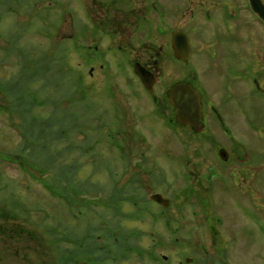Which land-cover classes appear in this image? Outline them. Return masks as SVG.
<instances>
[{
	"label": "rangeland",
	"instance_id": "1",
	"mask_svg": "<svg viewBox=\"0 0 264 264\" xmlns=\"http://www.w3.org/2000/svg\"><path fill=\"white\" fill-rule=\"evenodd\" d=\"M52 1L58 4L0 0V209L7 216H0V264H62V255L81 248L88 232L105 242L104 231L96 229L101 224L130 233L124 244L161 256L155 261L136 252L120 264H183L187 257L194 260L188 264H264L263 193L253 197L255 220L246 207L234 203V194L218 188L202 195L213 201L210 208H179L175 202L163 211L151 199L161 193L177 201L175 191L185 177L181 155L189 147L188 152L196 153L198 140L186 146L177 131L172 142L176 152L166 146L157 151L161 170L155 169V178L142 176L137 191L129 185L130 172L119 150L104 140L97 142L110 137L116 127L118 111L106 95L111 87L122 90L123 82L99 83L86 71L84 78L76 79L73 38L67 36L72 33L71 0ZM95 116H100L96 125ZM147 167L155 168L152 163ZM131 193L135 204L129 202ZM191 200L198 201L197 195ZM161 212L177 220L172 226L179 228L177 233L172 234L163 220L156 221L153 213ZM137 213L140 220L134 219ZM208 223L216 224L219 234ZM26 228L45 240L44 247ZM71 237L80 238L77 246ZM87 253H80L77 264H95Z\"/></svg>",
	"mask_w": 264,
	"mask_h": 264
},
{
	"label": "flooded vegetation",
	"instance_id": "2",
	"mask_svg": "<svg viewBox=\"0 0 264 264\" xmlns=\"http://www.w3.org/2000/svg\"><path fill=\"white\" fill-rule=\"evenodd\" d=\"M71 5L67 36L73 38L76 79L87 72L99 83L123 82L122 90L111 87L106 95L118 111L116 127L97 142L119 150L129 185L137 191L142 176L160 172L157 151L166 146L176 152L172 142L179 131L183 143L199 142L196 153L189 147L181 155L184 184L174 196L180 202L162 194L167 210L175 202L179 208H210L213 201L202 195L218 188L234 194V203L255 220L253 197L264 194V0H71ZM182 81L202 95L198 131L177 123L168 97ZM92 123L99 124L100 116ZM132 195L129 202L135 204ZM196 195L198 201H192ZM209 225L219 234L216 224Z\"/></svg>",
	"mask_w": 264,
	"mask_h": 264
},
{
	"label": "trees",
	"instance_id": "3",
	"mask_svg": "<svg viewBox=\"0 0 264 264\" xmlns=\"http://www.w3.org/2000/svg\"><path fill=\"white\" fill-rule=\"evenodd\" d=\"M45 186H46V188L51 189V188H49V186L47 184H45ZM51 191L53 192L52 189H51ZM143 210L145 211L146 214L151 212V210H148V209H143ZM163 211H167V210H163ZM117 212L119 215H122V212H119V211H117ZM138 213H139V211H138ZM2 214H3V216H1ZM5 215L6 214L3 211V208L0 209V216L3 218H6L7 216L5 217ZM153 216H155L156 221L163 220L165 225L168 228H170V230H172V233H176L174 231V228L172 227L174 224H172L173 221L171 220L169 215L164 216L163 212H161L159 214L153 213ZM134 219L140 220L141 216L139 214H137V218L135 216ZM19 225L21 226V224H19ZM0 228H1V226H0ZM96 229H100V230L104 231L105 242H103V243L98 242L97 236L91 232H88L83 238V241H85V243H81V248L74 247L72 249L73 251H70V249H69V251H67L66 253H64L62 255V258H61L62 264H77V262L79 261L78 257L80 255V253L86 252V251L89 252L86 255H92L91 258L94 259L95 264H120L123 260H127L129 255H132L133 253H136V252L141 258L144 255H146L148 257H152L155 261L161 260V256L156 254L155 252L148 253V250L143 251L138 247L124 244V241L127 239L126 238L127 233H123L122 229L119 231L117 230V232H116L117 228L113 229V227H111V226H110V228H106L103 224L99 225ZM26 232H28L29 236H31V237L34 236V240L36 242H39L41 244V246L44 247V241L45 240L42 237L37 236V234H35V232H33L31 230L28 231L27 228H26ZM137 233L138 232H136V234ZM127 235L130 236L131 234L128 233ZM68 238L69 237H67L66 241H69L70 238L69 239ZM79 240H80V238L71 237V241L76 246L78 245ZM60 241L64 242V240L61 236H60ZM92 242L96 243V245L93 246L91 244ZM158 244H163V241L159 240ZM120 246H125L126 249L124 248V249L120 250ZM152 248L154 249L155 246H152L150 249H152ZM162 261H163V259H162Z\"/></svg>",
	"mask_w": 264,
	"mask_h": 264
},
{
	"label": "water",
	"instance_id": "4",
	"mask_svg": "<svg viewBox=\"0 0 264 264\" xmlns=\"http://www.w3.org/2000/svg\"><path fill=\"white\" fill-rule=\"evenodd\" d=\"M171 103L177 109V122L182 125H190L198 130L201 126L202 103L201 94L191 84L187 82L176 83L168 92ZM153 200L168 206L169 201L162 195L156 194Z\"/></svg>",
	"mask_w": 264,
	"mask_h": 264
}]
</instances>
